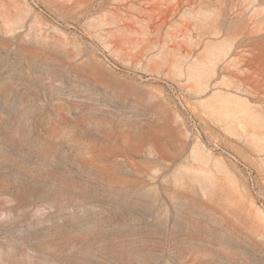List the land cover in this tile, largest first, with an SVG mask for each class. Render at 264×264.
Masks as SVG:
<instances>
[{"label": "rangeland", "instance_id": "obj_1", "mask_svg": "<svg viewBox=\"0 0 264 264\" xmlns=\"http://www.w3.org/2000/svg\"><path fill=\"white\" fill-rule=\"evenodd\" d=\"M0 264H264V0H0Z\"/></svg>", "mask_w": 264, "mask_h": 264}]
</instances>
